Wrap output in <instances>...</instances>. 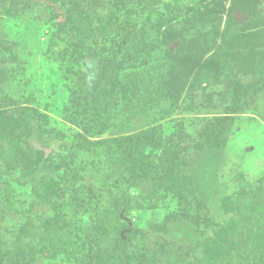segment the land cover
Wrapping results in <instances>:
<instances>
[{
  "label": "rangeland",
  "instance_id": "374dc122",
  "mask_svg": "<svg viewBox=\"0 0 264 264\" xmlns=\"http://www.w3.org/2000/svg\"><path fill=\"white\" fill-rule=\"evenodd\" d=\"M69 1L0 2V109L14 121L8 123L15 136L13 140L0 138V240L5 249L2 264L92 263L77 219L63 209L61 186L51 189L44 184L56 180L62 185L63 172L55 167L53 156L69 153L83 134L77 120L82 118L90 93L81 84V77L93 73L91 54L97 55L99 62L117 61L130 48L133 50L132 44L127 45L133 32L126 29L115 35L111 27L103 32L104 20L92 16H80L86 24V30L81 29L70 23V16L64 12V7L70 8ZM83 1L87 0L79 1L80 7L85 8L88 3ZM181 1L205 13L209 8L213 16L204 25L180 18L164 28L162 38L168 37L165 46L174 53L166 67L171 72L170 80L175 82L171 88V115L155 124V111L143 103L155 91L156 83L151 82L155 75L137 78V70L128 69L124 77L132 83L133 92L125 95L128 103L124 102L123 115H116L101 136L90 139L104 143L133 137L149 127L162 128L165 135L177 134L183 128L187 139L181 145L186 149L171 169L177 174L186 165L187 172L177 174L182 178L181 195L168 194L153 206L146 201L154 190L153 177L140 175L129 182L120 165L115 167L116 174L109 175L112 165L91 172L82 164L86 155L77 159V187L102 194L103 205L95 224L99 255L103 254L105 264H203L206 249L217 237L216 230L229 226L231 221L242 224L247 216L246 211L244 215L236 209L247 202L240 192L255 194L264 190V19L250 22L236 37L228 35L231 62L214 71L213 76L206 77V71L195 76L191 66L204 62L218 45L223 46L220 33L228 28L231 13L238 12L237 20L242 23L249 21L251 13L264 16V0ZM162 3L155 6L148 0L143 7L151 8L140 20L158 7L166 14L177 10L173 0ZM128 12L131 14L120 10V16ZM179 34L183 38H178ZM173 43L176 47L171 50ZM229 72L235 79V97L229 94ZM105 76L100 74L93 81L98 96L105 92ZM162 98L158 95L155 100L162 102ZM209 127L214 132L208 138L216 147L195 149L194 143L205 130L209 132ZM120 197L133 203L127 217L113 213L112 200ZM248 216L253 222L258 218ZM83 221L92 220L86 215ZM48 223L58 225L59 231L54 234L45 229ZM123 226L141 231L132 243ZM241 226L236 228L233 249L223 253L216 264H264V246L252 247L245 240L253 237L255 226Z\"/></svg>",
  "mask_w": 264,
  "mask_h": 264
},
{
  "label": "trees",
  "instance_id": "16d2710c",
  "mask_svg": "<svg viewBox=\"0 0 264 264\" xmlns=\"http://www.w3.org/2000/svg\"><path fill=\"white\" fill-rule=\"evenodd\" d=\"M6 1L0 0V2ZM60 1L49 0V3H59ZM79 1L75 3L71 0L68 2L70 8L64 7V12L70 16V23L78 24L81 29L84 27L86 30V24L80 21V16H92L104 20V23H102L103 32L108 27L112 28L111 30L115 35L119 31L130 29L133 32L132 41L127 45L130 46L132 44L131 47H133L134 52L130 48L124 55L119 56L117 61L112 60L110 63L99 62L98 56L91 54L90 59L95 62L93 73L89 77H81L83 80L81 84L90 93L89 99L85 102L82 118L77 120L81 123L80 127L83 130V134L74 141L69 153L53 156L52 160L55 167L63 172L62 185L56 180H48L45 181L44 186L47 185L46 188L51 189H56L54 186H61L60 195L64 200L63 209H67L77 219L80 231L86 236L90 250L89 261L92 262L91 264H105L106 261H103V254L99 255L98 229L95 224V221H97L95 219L99 217V211L103 205L102 194L94 193L88 188L84 189L83 186L77 187V179L80 173V169L77 167L79 165L77 159L79 156L86 155L82 164L88 166L91 172L112 165L110 171L108 170L109 175L116 174L115 167L120 165L125 176L127 177L128 175L129 182L140 175H143L145 179L149 176L153 177L155 181L154 190L146 197V201L153 206L165 200L168 194H174V197L181 195L182 189L179 183H182V178L177 177V174L179 176L185 173L186 165L183 164L177 174L171 173V169L174 168L175 160L182 158L181 154L186 149L181 145L187 139L183 128L177 134L165 135L162 128L149 127L133 137L116 138L104 143L90 139L101 136L108 129L109 124L117 118L116 115H123V109L125 110L124 102L128 103L125 95L128 92H133L132 83L124 77L125 71L128 69H136L137 78H143L149 73L155 75V80H151V82L155 81L156 83L155 91L150 93L148 102H143L152 111H155V124L166 116L171 115L170 109L174 106L171 88H173L175 82L170 80L171 72H168L166 67L168 68V61L174 53H171L170 49L165 46L168 37L162 38L164 28L170 27L174 20L177 21L180 18H183L184 22L187 21V23L204 25L211 21L213 15L210 17L209 8L208 12L205 13L199 7H186L181 0H173L177 10H172L171 13L166 14L158 7L154 10L152 9L146 18L140 20L144 11L151 8V6L143 7L148 0H87L83 1L88 3L85 8L80 7L82 2L79 3ZM162 1L150 0L155 6L163 4ZM128 3H131V5L129 6ZM65 5L64 3L62 4V6ZM123 9L131 11V14L128 12L124 17L120 16V10ZM248 18L249 21L242 23L232 13L230 14L228 28L220 33L223 46L218 45V50L205 59L204 62H195L191 65L192 70L195 71V76L202 71L207 72L206 77L213 76L214 71L222 70L231 62L228 35L232 34L236 37L238 31L245 30L250 22L263 20L264 16L259 13H251ZM132 19L135 21L134 23H131ZM220 19L218 18L217 20L218 26ZM139 23L140 27L137 29ZM177 37L183 38V35L179 34ZM112 38L111 36V44L113 43ZM82 47H84L83 44ZM105 73L107 76L104 77L105 80L102 83L105 85V92L98 96L93 91V81H97L98 76L100 74L102 76ZM261 76L264 77V72L261 73ZM227 79L230 82L229 94L235 97V79L232 72L227 74ZM158 95L159 98L163 97L162 102L155 100ZM127 98L131 99L128 95ZM233 99L238 101L237 98ZM76 109H78L77 106ZM5 112V110L0 109V138L4 137L13 140L15 136L9 124L14 123V121ZM9 121L10 123H8ZM208 129L209 132L205 130V133H201L199 140L194 143L195 149L203 150L204 145L212 149L216 147L214 140L210 137L208 138L209 133L214 131L210 127ZM180 165L178 166L179 168ZM117 184L113 185L116 186ZM122 194H128V192ZM240 194L247 202L246 204L240 203L241 205L236 209L240 212L244 211V215L246 211L247 216L245 215L243 220H241L242 224L231 221L229 226H223L221 229L216 230L217 237L206 249L207 260L204 259L203 264H216L223 253L231 252L233 249L232 244L236 237V228L240 229L241 225L255 226V229L252 230V232H255V234L252 233L253 237H245V240L252 247L261 248V246H264V209H262L264 206V190L259 189L255 194L241 191ZM125 198L128 201L122 197L112 200L114 214L127 217L130 210L134 208L131 200L127 197ZM249 204H257L262 206V208L258 209ZM86 215L90 217L91 222L85 223L83 221V217ZM248 215L257 216L256 222L250 221L251 218ZM45 227V229L50 230L54 234L59 231L58 225L52 223H48ZM123 228L127 229V240L131 243L141 232L124 226ZM119 239L125 243L121 236ZM244 246L242 245V247ZM3 250L5 249L0 240V264L4 263L5 251ZM227 254L230 255V253ZM97 256L102 258H97Z\"/></svg>",
  "mask_w": 264,
  "mask_h": 264
},
{
  "label": "water",
  "instance_id": "95a60500",
  "mask_svg": "<svg viewBox=\"0 0 264 264\" xmlns=\"http://www.w3.org/2000/svg\"><path fill=\"white\" fill-rule=\"evenodd\" d=\"M233 16L236 18V19H240V15L238 12H234ZM176 47V43H173L172 46H171V50H174Z\"/></svg>",
  "mask_w": 264,
  "mask_h": 264
}]
</instances>
